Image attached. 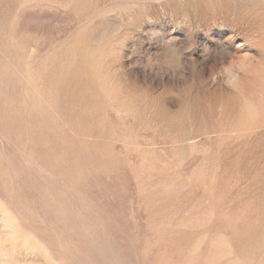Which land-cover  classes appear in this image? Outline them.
<instances>
[{
  "label": "rangeland",
  "instance_id": "1",
  "mask_svg": "<svg viewBox=\"0 0 264 264\" xmlns=\"http://www.w3.org/2000/svg\"><path fill=\"white\" fill-rule=\"evenodd\" d=\"M142 9L0 0V264H264V33Z\"/></svg>",
  "mask_w": 264,
  "mask_h": 264
},
{
  "label": "clouds",
  "instance_id": "2",
  "mask_svg": "<svg viewBox=\"0 0 264 264\" xmlns=\"http://www.w3.org/2000/svg\"><path fill=\"white\" fill-rule=\"evenodd\" d=\"M152 12L169 15L190 29L202 22L221 19L243 27L251 40L254 35L264 33V0H143L142 11L131 19L125 16L122 21L131 29ZM255 43L260 56L247 52L220 53L218 60L210 66L207 80H219L225 87L239 92L245 78L254 75L257 66L264 63V44ZM169 55L175 59L180 57V52Z\"/></svg>",
  "mask_w": 264,
  "mask_h": 264
}]
</instances>
